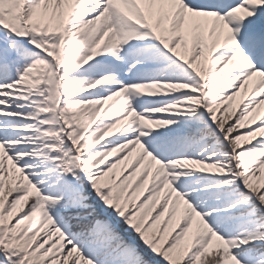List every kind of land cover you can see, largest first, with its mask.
<instances>
[{
    "label": "snow or ice",
    "instance_id": "6c2138e0",
    "mask_svg": "<svg viewBox=\"0 0 264 264\" xmlns=\"http://www.w3.org/2000/svg\"><path fill=\"white\" fill-rule=\"evenodd\" d=\"M0 264H264V0H0Z\"/></svg>",
    "mask_w": 264,
    "mask_h": 264
}]
</instances>
